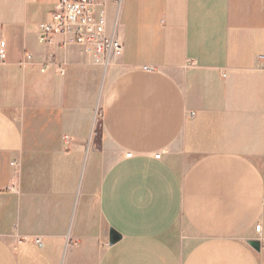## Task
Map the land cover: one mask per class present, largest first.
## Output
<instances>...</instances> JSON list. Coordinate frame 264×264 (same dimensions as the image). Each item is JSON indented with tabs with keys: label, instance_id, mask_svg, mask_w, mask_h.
<instances>
[{
	"label": "crops",
	"instance_id": "obj_1",
	"mask_svg": "<svg viewBox=\"0 0 264 264\" xmlns=\"http://www.w3.org/2000/svg\"><path fill=\"white\" fill-rule=\"evenodd\" d=\"M57 1L0 0V264H264V0H98L107 67Z\"/></svg>",
	"mask_w": 264,
	"mask_h": 264
},
{
	"label": "built area",
	"instance_id": "obj_2",
	"mask_svg": "<svg viewBox=\"0 0 264 264\" xmlns=\"http://www.w3.org/2000/svg\"><path fill=\"white\" fill-rule=\"evenodd\" d=\"M106 25V10L98 0H58L50 20L37 25L38 40L47 43L53 35H60L64 45L81 47L95 63L107 67L121 54L122 44L106 34ZM4 57L5 42L0 41V60ZM131 155V151L125 153V157ZM159 157V153L154 154V158ZM255 230L259 232L260 225H256ZM259 241L264 245V240ZM35 242L42 246L40 238H36Z\"/></svg>",
	"mask_w": 264,
	"mask_h": 264
},
{
	"label": "water",
	"instance_id": "obj_3",
	"mask_svg": "<svg viewBox=\"0 0 264 264\" xmlns=\"http://www.w3.org/2000/svg\"><path fill=\"white\" fill-rule=\"evenodd\" d=\"M120 238V234L114 230V229H110L109 230V237H108V243L109 244H113L115 243L118 239ZM254 249L259 250L260 249V242L257 239L254 240H250L248 242Z\"/></svg>",
	"mask_w": 264,
	"mask_h": 264
},
{
	"label": "rangeland",
	"instance_id": "obj_4",
	"mask_svg": "<svg viewBox=\"0 0 264 264\" xmlns=\"http://www.w3.org/2000/svg\"><path fill=\"white\" fill-rule=\"evenodd\" d=\"M53 13V12H52ZM100 127H99V123H97V125H96V129H99Z\"/></svg>",
	"mask_w": 264,
	"mask_h": 264
},
{
	"label": "bare ground",
	"instance_id": "obj_5",
	"mask_svg": "<svg viewBox=\"0 0 264 264\" xmlns=\"http://www.w3.org/2000/svg\"><path fill=\"white\" fill-rule=\"evenodd\" d=\"M260 242V241H259ZM260 244H261V242H260Z\"/></svg>",
	"mask_w": 264,
	"mask_h": 264
}]
</instances>
